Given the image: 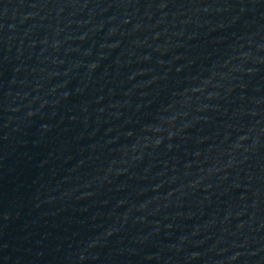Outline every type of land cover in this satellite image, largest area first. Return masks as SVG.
Listing matches in <instances>:
<instances>
[{
	"label": "water",
	"instance_id": "1",
	"mask_svg": "<svg viewBox=\"0 0 264 264\" xmlns=\"http://www.w3.org/2000/svg\"><path fill=\"white\" fill-rule=\"evenodd\" d=\"M0 264H264V0H0Z\"/></svg>",
	"mask_w": 264,
	"mask_h": 264
}]
</instances>
